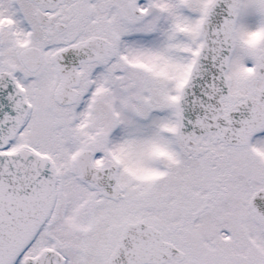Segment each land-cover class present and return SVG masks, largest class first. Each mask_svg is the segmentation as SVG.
I'll use <instances>...</instances> for the list:
<instances>
[{
	"label": "snow or ice",
	"instance_id": "1",
	"mask_svg": "<svg viewBox=\"0 0 264 264\" xmlns=\"http://www.w3.org/2000/svg\"><path fill=\"white\" fill-rule=\"evenodd\" d=\"M0 264H264V0H0Z\"/></svg>",
	"mask_w": 264,
	"mask_h": 264
}]
</instances>
